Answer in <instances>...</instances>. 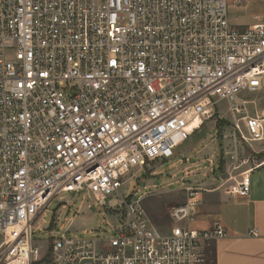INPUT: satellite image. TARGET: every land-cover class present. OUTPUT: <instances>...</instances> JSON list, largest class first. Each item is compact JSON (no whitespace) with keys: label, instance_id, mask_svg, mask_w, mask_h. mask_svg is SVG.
<instances>
[{"label":"built area","instance_id":"1","mask_svg":"<svg viewBox=\"0 0 264 264\" xmlns=\"http://www.w3.org/2000/svg\"><path fill=\"white\" fill-rule=\"evenodd\" d=\"M246 4L0 0V264H215L227 233L192 227L201 186L183 187L168 233L122 188L171 161L219 101L235 137L264 141V108L249 114L240 96L264 91V15L229 16ZM258 165L230 175L229 193L248 197ZM71 192L114 216L112 235L68 237L71 218L42 255L34 223Z\"/></svg>","mask_w":264,"mask_h":264},{"label":"rangeland","instance_id":"2","mask_svg":"<svg viewBox=\"0 0 264 264\" xmlns=\"http://www.w3.org/2000/svg\"><path fill=\"white\" fill-rule=\"evenodd\" d=\"M257 15H264V0H247L246 5L229 10L232 22L244 26L253 23ZM240 96L250 101L247 105L249 114L252 115L264 108V91H247ZM214 110L213 116L204 126L175 150V157L171 161H157L144 170H134L131 173L134 177L131 176L122 188L125 197L133 199L142 197L143 207L162 233L170 231V208L185 200L183 187L193 183L205 188L209 186L204 184L208 181H214L219 185L230 175L235 176L260 163L261 158H264V141L253 142L250 146L240 136L235 137L233 131L235 117L227 101H219ZM240 116L242 115L236 117ZM203 146L205 148L198 151ZM191 155L194 156L192 163L200 162L207 157L212 158L215 163L213 171L203 170V166H207L208 162L202 164L200 162L186 169L189 164L184 160ZM180 160L183 163H179ZM240 164L243 165L234 169ZM203 173H206V176H203ZM232 182L231 180L230 184ZM63 201L67 203L64 204ZM88 204L83 199V192L78 195L73 192L67 193L62 200L55 198L52 201L50 212L45 218L40 217L34 223L35 233L32 239L40 248L42 255L48 252L49 243L52 237L56 236L55 232L59 231L61 226H65L71 218L73 223L69 227L68 237L93 239L102 236L103 232L112 235L107 222H113L114 216L109 214L104 217L101 214L103 211L101 207L90 208Z\"/></svg>","mask_w":264,"mask_h":264},{"label":"crops","instance_id":"3","mask_svg":"<svg viewBox=\"0 0 264 264\" xmlns=\"http://www.w3.org/2000/svg\"><path fill=\"white\" fill-rule=\"evenodd\" d=\"M188 157L190 161L186 162L189 164L186 169L200 162H208L203 170L213 171L215 163L212 158L192 163L194 156ZM230 182L226 178L219 185L214 181L204 183L209 186L200 192L197 216L191 223L192 227L207 229L218 222L225 228L227 235L214 242L215 264H264V158L251 172L248 197L229 193Z\"/></svg>","mask_w":264,"mask_h":264},{"label":"bare ground","instance_id":"4","mask_svg":"<svg viewBox=\"0 0 264 264\" xmlns=\"http://www.w3.org/2000/svg\"><path fill=\"white\" fill-rule=\"evenodd\" d=\"M199 123V120H197L195 123H194V125H196V124H198Z\"/></svg>","mask_w":264,"mask_h":264}]
</instances>
